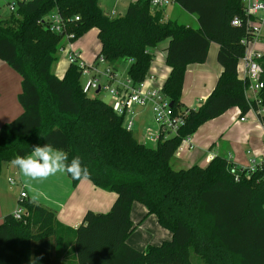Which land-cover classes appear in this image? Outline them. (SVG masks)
Returning <instances> with one entry per match:
<instances>
[{"label": "trees", "instance_id": "trees-1", "mask_svg": "<svg viewBox=\"0 0 264 264\" xmlns=\"http://www.w3.org/2000/svg\"><path fill=\"white\" fill-rule=\"evenodd\" d=\"M173 2L194 15L198 26L164 20L163 8H153L150 0L130 2L114 16L100 8L99 0H17L15 10L0 18V60L21 78L17 100L22 107L0 127V171L17 155L48 143L66 152L69 161L80 157L87 169L80 179L116 194L108 211L86 210L75 228L60 224L52 209L19 198L20 218L10 213L0 222V264H192V253L202 264H264V165L249 174L236 170L235 179L233 163L220 154L204 166L171 164L182 138L202 124L231 107L245 114L255 106L245 96L247 79L237 75L245 54L242 39L253 36L244 24L230 23L243 17L239 0ZM53 11L64 19L63 32L46 26L43 18ZM91 29L100 44L94 60L102 56L111 71L128 60L126 74L134 84L148 74L154 48L167 39L170 71L161 87L174 109L184 108L180 97L187 65L205 62L211 42L218 44L222 69L203 102L186 108L177 135L160 134L152 145L127 130L123 117L97 94L83 93L77 63H69L61 78L51 71L63 37L73 42ZM258 62L264 105V55ZM68 177L73 187L80 181ZM133 202L146 208L144 217L155 215L171 238L142 251L128 245L135 229ZM68 237L70 248L60 263L57 253Z\"/></svg>", "mask_w": 264, "mask_h": 264}, {"label": "crops", "instance_id": "crops-1", "mask_svg": "<svg viewBox=\"0 0 264 264\" xmlns=\"http://www.w3.org/2000/svg\"><path fill=\"white\" fill-rule=\"evenodd\" d=\"M133 1L135 0H99V6L106 14L114 16L118 13L122 14L127 5ZM8 2L9 0L0 3V18L6 17L9 14L6 7ZM169 5L163 7L164 20L174 19V21H179V23L189 26H198V21L194 15L185 13V16L181 13L184 10L178 5ZM112 12L114 13L112 14ZM173 15L176 19L173 18ZM259 16L261 18L259 38L257 41L249 44L248 51L264 55V12H261ZM91 31L97 36L96 29H91L76 41L83 40ZM167 45L168 40L166 39L154 48L153 60L148 69V74L153 75L155 79L153 82H148L149 85L162 86L169 74L170 67L165 62ZM71 49L75 51L73 48ZM217 50L218 44L211 42L205 62L187 65L180 97L184 108L196 109L213 88L222 69L216 60ZM78 57H80L79 54ZM94 57L90 64L95 62ZM128 65L129 62L127 67ZM67 66L68 64L60 67L57 72L53 71V73L58 78H61ZM237 75L239 78L244 77L243 58L238 62ZM20 82V76L7 63L0 60V127L22 112V107L17 100V95L21 88ZM188 89L196 92L199 96L197 98L198 103L194 107H192V104L187 99L186 93ZM239 116L240 109L238 107H231L220 116L202 124L191 135L192 149L178 154L175 153L171 163L172 166L175 168L189 167L193 164L204 166L213 155L220 154L229 159L233 165L245 168L249 166L251 159L258 160L259 158H264V137L257 115L254 111L249 110L245 113L246 118L244 121H239ZM140 127H143V125L138 123L133 133L137 139L138 137L135 133H140V136H143V132H141L143 130H140ZM195 156H206L208 161L202 163L201 160H196ZM184 158H189V160H183ZM4 164L2 167H4ZM9 168L7 167L6 169L8 170ZM11 170H13V173L17 175V179L19 180V193L21 190H24L26 199L52 209L56 214L58 222L69 228L77 227L81 223L85 211L88 209L95 212L108 211L116 197L114 192L96 187L87 178L80 179L77 185L73 187L70 178L63 173H57L42 180H31L20 174L15 166H12ZM1 171L0 176L2 174ZM5 201V195L1 194L0 191V222L3 216L14 212V209L10 210L12 212L4 210L3 204ZM16 206H18V202ZM145 214L146 208L138 202H133L130 218L135 225V229L127 238V243L139 251L144 250L147 245H159L162 241L171 238V232L158 224L155 215L150 214L144 217ZM70 239L71 237H68L65 241H62L63 246L59 253H57V259L60 263L66 260L65 253L70 248ZM66 241L68 245L65 243ZM52 252L54 253V251ZM67 261L69 263L73 261L71 255L67 258ZM72 264L75 263L72 262Z\"/></svg>", "mask_w": 264, "mask_h": 264}, {"label": "built area", "instance_id": "built-area-1", "mask_svg": "<svg viewBox=\"0 0 264 264\" xmlns=\"http://www.w3.org/2000/svg\"><path fill=\"white\" fill-rule=\"evenodd\" d=\"M20 1L26 2L29 0ZM239 1L243 17L234 16L230 23L233 26L244 24L253 36L251 39H242V42L245 45V54L243 57L244 77L248 81L245 96L249 101L254 102L255 106H251L250 110L254 111L257 115L264 137V105L262 104L260 97V91L263 88V68L258 62V58L261 55L248 51L249 44L257 41L259 38L261 22L259 14L264 12V0ZM170 2L171 0H150V5L153 8H163ZM16 4L17 0L8 2L6 4L8 11H14ZM113 13L114 12H112V14ZM43 19L50 31L55 33L64 31V19L57 11H53ZM63 49L64 48L61 47L59 50ZM67 58L69 63H77L81 68V75L86 77L82 80L83 93L87 95H89L90 92L97 95L100 93L107 94L109 96V102L107 104L111 106V109L117 116L123 117V123L127 130H132L135 125V111L133 107L138 106L140 108H149L156 124V129L154 131L151 128H145V142L149 141L151 143H156L160 134L163 136L177 135L178 130L184 124L188 109H174L172 104H170V100L162 93L161 86L153 84L149 85L148 82H153L155 79L153 75L147 74L142 81L134 84L131 78L127 75L123 79H120L117 76L116 71H111L109 67L105 66V61L102 56L98 57L93 64H85L84 61L79 59L78 54L71 49L67 53ZM99 65H104L101 71L97 69ZM245 118V114L240 113L239 121H244ZM192 147L191 136H186L182 138L175 153L178 154L190 150ZM263 165L264 158H259L258 160L251 159L247 168H240L233 165L231 172L235 175V179H237L238 174H236V170H238L239 173L244 169L248 171L247 173L249 174ZM8 182L11 186L16 184L11 178L8 179ZM25 197L26 193L24 190H21L19 198ZM22 213L23 208L18 205L13 212V215L15 218H20Z\"/></svg>", "mask_w": 264, "mask_h": 264}, {"label": "rangeland", "instance_id": "rangeland-1", "mask_svg": "<svg viewBox=\"0 0 264 264\" xmlns=\"http://www.w3.org/2000/svg\"><path fill=\"white\" fill-rule=\"evenodd\" d=\"M7 1V0H5ZM4 0H1L0 3L5 2ZM12 0H9V2ZM170 5L175 4L174 2H170ZM168 4V5H169ZM169 5V6H170ZM177 6V5H176ZM182 11V10H181ZM181 13H183V15H185V13L187 14L188 12L186 11H182ZM190 14V13H189ZM186 16V15H185ZM173 18L176 19V17L173 15ZM172 20V19H171ZM174 20V19H173ZM181 21V20H180ZM179 22V21H178ZM65 35L63 37V43H62V47L64 48L63 50H58L56 53V58L54 59V61L51 63L50 69L53 72H57V70L60 67H64L67 64H69L68 62V58H67V53L70 50V48H73L75 51V53L79 54V59H82L85 64H90L95 53H97L99 51V40L97 39V36L91 31L88 33L87 36H85V38L81 41H73L71 42L69 40V36ZM160 45V43L158 44ZM79 52V53H78ZM127 64H128V60H121L116 67V72H117V76L120 79H123L127 74H126V68H127ZM103 65H99L98 66V70L101 71L103 68ZM92 73V72H91ZM86 77L84 75H81V80H84ZM95 95V93L90 92L89 96H93ZM103 102L108 103L109 102V96L105 93H100L99 95H97ZM187 99L189 100V102L192 104V107L196 106L198 101L197 98L199 97L197 95L196 92H193L191 89L187 90L186 93ZM134 111H135V125L134 128L131 130L133 133L136 130V125L138 123H140V125L142 124L143 127H140V130H143L141 132H143V136H140V133H135L136 136L138 137V139H140L141 141H145L144 139V132H145V127L146 128H151L155 131L156 129V124L153 120V116L151 111H149L148 108H140L138 106H134ZM138 132V131H137ZM147 143H150L152 145H155V143H151L149 141H146ZM212 148V147H211ZM214 150V149H213ZM212 153V152H211ZM214 154V153H213ZM196 160H201L202 163H205L208 161V158L206 156L200 157V156H195ZM183 160H189V158H184ZM14 166L13 164H4V167H2V171H1V184H0V191L1 194L5 195V203L3 204V208L4 210H6V212H12L10 210L15 211L16 209V205H17V200L19 199V189H20V183L19 180L17 179V175H15L13 173V170H11V167ZM7 167H10L8 170L6 169ZM8 177L12 178L13 180H15L16 184L15 185H10L8 182ZM139 205V204H137ZM16 206V207H15ZM191 261L192 264H202L200 259L198 258L197 255L195 254H191Z\"/></svg>", "mask_w": 264, "mask_h": 264}, {"label": "clouds", "instance_id": "clouds-1", "mask_svg": "<svg viewBox=\"0 0 264 264\" xmlns=\"http://www.w3.org/2000/svg\"><path fill=\"white\" fill-rule=\"evenodd\" d=\"M12 164L20 174L31 180H42L57 173L68 175L73 180L87 175V169L82 165L81 159L69 157L63 150L51 144L37 145L31 150V154L17 155Z\"/></svg>", "mask_w": 264, "mask_h": 264}, {"label": "water", "instance_id": "water-1", "mask_svg": "<svg viewBox=\"0 0 264 264\" xmlns=\"http://www.w3.org/2000/svg\"><path fill=\"white\" fill-rule=\"evenodd\" d=\"M170 104H172V103H170Z\"/></svg>", "mask_w": 264, "mask_h": 264}]
</instances>
